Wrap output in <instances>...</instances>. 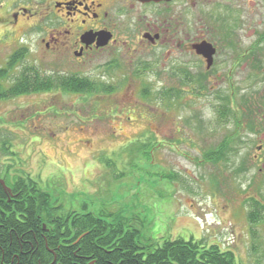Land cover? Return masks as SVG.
I'll use <instances>...</instances> for the list:
<instances>
[{
	"label": "rangeland",
	"instance_id": "obj_1",
	"mask_svg": "<svg viewBox=\"0 0 264 264\" xmlns=\"http://www.w3.org/2000/svg\"><path fill=\"white\" fill-rule=\"evenodd\" d=\"M17 33H0V66L19 48L29 50L8 81L23 64L50 73L42 36ZM102 62L81 73L94 79L92 94L58 89L0 99L5 170L38 180L40 206L124 221L140 229L145 245L193 237L233 251L237 264H264V218L251 223L246 202L263 189V163L254 155L264 148L261 155L244 144L248 135L232 115L218 116L214 88L195 93L188 85L182 97L169 99L164 89L185 85L123 66L105 72ZM242 85H232L237 96ZM108 86L113 92L103 93ZM230 134L232 148L206 159ZM139 139L145 144L133 152Z\"/></svg>",
	"mask_w": 264,
	"mask_h": 264
},
{
	"label": "flooded vegetation",
	"instance_id": "obj_2",
	"mask_svg": "<svg viewBox=\"0 0 264 264\" xmlns=\"http://www.w3.org/2000/svg\"><path fill=\"white\" fill-rule=\"evenodd\" d=\"M0 30L42 36L43 62L53 67L50 74L59 77L92 82L81 73L103 60L105 72L123 66L135 75L152 73L182 83L181 97L188 85L202 93L200 85L207 84L215 89L218 116L223 107L230 109L229 116L234 111L241 115L236 129L242 128L248 135L244 144L257 146L262 155L264 0H0ZM235 84L245 85L240 96ZM254 156L263 163L258 200L264 210V155ZM0 167V179L10 188L6 190L0 182L8 201L21 194L18 180L22 178L25 185L30 178L42 190L31 175L11 174L4 162ZM57 224L75 232L73 221Z\"/></svg>",
	"mask_w": 264,
	"mask_h": 264
},
{
	"label": "trees",
	"instance_id": "obj_3",
	"mask_svg": "<svg viewBox=\"0 0 264 264\" xmlns=\"http://www.w3.org/2000/svg\"><path fill=\"white\" fill-rule=\"evenodd\" d=\"M28 53L27 47H21L8 58L5 65L0 66V99L58 89L70 93L94 92V81L47 74L33 64H23L19 75L9 82L12 68L17 62L21 64ZM200 87L203 91L208 89L207 84ZM110 89L108 86L105 91ZM143 92L145 95L146 90ZM163 93L169 99L181 96L180 90L175 88L165 89ZM218 112L219 117L226 118L230 109L223 107ZM233 117L238 125L237 120H241L242 116L234 111ZM232 137L231 134L226 136L220 142L219 150L213 153L210 150L206 159L220 158L219 153L232 148L235 141ZM140 140L132 144L135 146L133 152L137 145L145 144ZM2 172L0 167V174ZM18 181L23 190L10 201L0 185V264H237L233 251L223 250L217 244L205 245L202 240L193 237L165 238L162 242L145 245L140 229L126 225L124 221L109 222L96 212L63 213L60 209L44 208L42 203L41 206L39 204L41 189H36L30 178L26 185L23 183L25 179ZM246 202L251 208L248 212L251 223L264 218L263 206L255 196L247 198ZM69 220L75 224L73 233L68 225L57 224L58 221ZM49 222L56 223L51 225ZM43 223H46V228ZM82 233L81 240L74 243Z\"/></svg>",
	"mask_w": 264,
	"mask_h": 264
},
{
	"label": "water",
	"instance_id": "obj_4",
	"mask_svg": "<svg viewBox=\"0 0 264 264\" xmlns=\"http://www.w3.org/2000/svg\"><path fill=\"white\" fill-rule=\"evenodd\" d=\"M0 182L3 183L6 190H9L10 188L6 185L5 181L3 179H0ZM54 261H56V258H54Z\"/></svg>",
	"mask_w": 264,
	"mask_h": 264
}]
</instances>
